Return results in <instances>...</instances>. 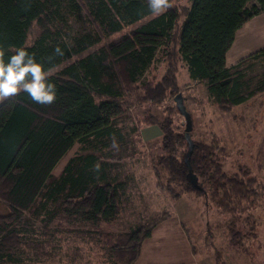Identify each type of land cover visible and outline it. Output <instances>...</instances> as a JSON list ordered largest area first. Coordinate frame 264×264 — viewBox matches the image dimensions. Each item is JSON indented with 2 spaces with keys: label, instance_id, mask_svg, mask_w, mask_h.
Segmentation results:
<instances>
[{
  "label": "trees",
  "instance_id": "16d2710c",
  "mask_svg": "<svg viewBox=\"0 0 264 264\" xmlns=\"http://www.w3.org/2000/svg\"><path fill=\"white\" fill-rule=\"evenodd\" d=\"M172 1L166 0L167 5ZM148 5L149 0H0L5 62L18 48L33 55L47 73L73 59L48 74L56 90L52 104L36 103L23 92L0 100V203L8 209L0 213V264H51L42 257L48 247L60 244L59 234L91 237L90 227L117 219L128 182L116 172L120 157L114 160L111 142L126 147L123 122L133 106H161L168 100L172 105L164 107L166 115L148 110L142 119L161 130L159 151L151 157L157 187L173 200L204 196L221 214L230 215L232 242L243 231L258 238L253 228L241 226L250 223L249 211L264 194V183L247 166L225 170L227 150L216 134L210 141L192 138L190 148L174 97L186 87L178 81L179 62L191 81L205 84L208 98L222 110L253 103L264 94V70L257 71L264 64V47L226 63L236 32L264 12V0H191L189 6H172L156 18ZM83 8L95 30L77 34L68 13ZM57 46L63 55L56 54ZM159 61L165 62L161 78H149ZM258 104L263 107L261 100ZM77 143L93 151L71 157L55 177L57 164ZM27 213L44 216L42 234L50 231L51 240L37 231ZM170 214L127 231H98L107 263L135 264L144 240ZM58 216L74 226L52 229L49 224ZM192 250L196 252L193 242ZM223 257L215 248L214 264H228Z\"/></svg>",
  "mask_w": 264,
  "mask_h": 264
},
{
  "label": "rangeland",
  "instance_id": "374dc122",
  "mask_svg": "<svg viewBox=\"0 0 264 264\" xmlns=\"http://www.w3.org/2000/svg\"><path fill=\"white\" fill-rule=\"evenodd\" d=\"M190 1L173 0L167 5V9L172 6H189ZM68 19L77 34L95 30V26L90 22L84 8L77 14L69 12ZM147 19L126 27L119 34L129 32ZM36 32L37 27L34 25L32 35ZM112 38V36L105 37L102 44L109 42ZM95 48L97 46L90 48L78 57L84 56ZM72 61L73 59L67 60L64 64L50 70L48 74L59 71ZM164 70L165 62L159 61L150 70L149 78H161ZM262 70H264V64L257 69L258 72ZM177 76L180 85L186 86L183 88L184 94H182L185 98L186 108L192 115V138L197 141H210L212 134H216L226 146L225 170L233 173L237 172L239 167L247 166L264 183V94L257 96L253 103L242 104L225 111L218 108L208 98L205 84L189 79L188 72L182 62L178 63ZM259 99L263 102V107L258 104ZM167 105H172V101L168 100L161 106L150 103L133 106L129 110V116L123 122L124 132L128 137L126 147H122L119 141L111 142L113 149L110 148V150L114 151V160H118L120 157L118 160L120 164L116 166V172L119 173L120 178L128 182L127 198L124 200L118 218L110 222H103L97 227H90L93 231L92 238L89 235H71L65 232L59 234L60 244L52 245L50 242L52 247L47 248L46 254L42 257L43 260L51 264H75V262L78 264H85V262L108 264L96 240L99 237L96 233H100L98 231H127L135 226L153 221L164 212L170 211L172 202L177 200H173L157 187L156 177L151 166L152 155L159 151L161 130L155 125H146L142 120L144 112L148 110L154 114L166 115L164 107ZM180 121L186 126L184 116ZM132 127H138L139 131H131ZM108 149L105 148L104 151L107 152ZM92 151L82 144H75L57 164L53 171L54 176L61 174L71 157ZM183 197L185 202L182 204L191 207L196 212V217L188 221L190 237L196 248L195 254L200 257L207 255L211 258H209L210 261L214 262L213 251L216 248L222 250L223 259L228 264H264V194L256 200L253 208L249 211L250 213L242 214L243 217H246L248 213L251 215L250 223L246 227L242 225V229L253 228L252 232L254 235L257 232L258 238L247 237L243 231L244 236L242 237L241 234L234 242L228 236L227 226L230 222V215L221 214L204 196L186 194ZM7 211V207L0 203V213ZM26 215L34 220L37 231L51 240L50 231L45 235L42 234L44 223L42 217L44 216L37 217L33 213ZM58 224L63 229L74 226L62 216L55 218L49 226L55 229ZM54 239L56 241L57 237ZM247 245L250 248V253Z\"/></svg>",
  "mask_w": 264,
  "mask_h": 264
},
{
  "label": "crops",
  "instance_id": "0c3cea01",
  "mask_svg": "<svg viewBox=\"0 0 264 264\" xmlns=\"http://www.w3.org/2000/svg\"><path fill=\"white\" fill-rule=\"evenodd\" d=\"M262 47L264 12L250 19L236 32L234 42L226 54V63L230 66L241 57ZM183 198L172 202L170 216L161 221L151 236L144 240L135 264H214L209 256L200 257L192 250V240L186 227L189 230L188 221L196 217V212L182 204L185 202Z\"/></svg>",
  "mask_w": 264,
  "mask_h": 264
},
{
  "label": "clouds",
  "instance_id": "9594fccd",
  "mask_svg": "<svg viewBox=\"0 0 264 264\" xmlns=\"http://www.w3.org/2000/svg\"><path fill=\"white\" fill-rule=\"evenodd\" d=\"M149 11L156 18L167 11L166 0H149ZM57 55H63L57 46ZM5 50L0 48V100L26 93L32 101L39 104H52L56 99L55 86L48 81L44 65L30 55L24 48L4 60Z\"/></svg>",
  "mask_w": 264,
  "mask_h": 264
},
{
  "label": "water",
  "instance_id": "95a60500",
  "mask_svg": "<svg viewBox=\"0 0 264 264\" xmlns=\"http://www.w3.org/2000/svg\"><path fill=\"white\" fill-rule=\"evenodd\" d=\"M174 101L176 103V106L179 110V112L184 116L185 121H186V126H185V133H186V138L190 144V148H192L193 145V139L191 137V131L193 129V122H192V117L190 112L187 110L185 101H184V96L182 92H179L178 94L175 95ZM192 179L195 181V176L192 175Z\"/></svg>",
  "mask_w": 264,
  "mask_h": 264
}]
</instances>
